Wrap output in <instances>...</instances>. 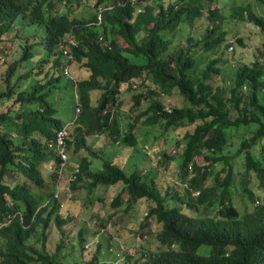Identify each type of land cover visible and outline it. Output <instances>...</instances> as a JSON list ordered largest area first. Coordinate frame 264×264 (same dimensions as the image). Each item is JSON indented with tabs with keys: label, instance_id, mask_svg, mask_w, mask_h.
Returning a JSON list of instances; mask_svg holds the SVG:
<instances>
[{
	"label": "trees",
	"instance_id": "16d2710c",
	"mask_svg": "<svg viewBox=\"0 0 264 264\" xmlns=\"http://www.w3.org/2000/svg\"><path fill=\"white\" fill-rule=\"evenodd\" d=\"M89 1L0 0V65L5 64L0 76V264H59L66 254L61 253L66 246L63 203L57 197L63 191H42L41 171L46 161L55 187L59 159L48 144L64 125L56 116V93L67 92L59 84L64 76L72 81L77 109L66 144L67 153L78 157V170L68 187L93 193L117 185L111 215L132 214L146 204L131 229L127 263L264 264V42L251 62L239 61L235 70L229 68L228 80L215 84L227 48L246 46L247 39L237 34L216 49L226 31H216L224 16L210 9L214 0ZM255 2L264 5V0ZM231 9L234 19L254 20L264 29V18L249 6ZM205 11L208 27L182 42L179 25H192ZM23 26L32 29L22 35ZM17 40L18 56L7 62ZM198 44L216 56L199 60ZM21 63L24 73L17 70ZM30 76L36 80L25 87L21 82ZM94 91H99L96 99ZM174 91L183 105L168 108L160 97ZM123 92L128 94L120 98ZM140 126L167 131L164 143L154 136L159 145L152 155L145 152L152 169L126 173L114 151L110 155L95 149L104 144L94 148L87 142L99 135L101 143L118 144V151L134 147ZM93 158H102L99 167H91ZM51 222L60 230L52 252L45 248ZM109 223L100 222L106 237ZM38 227L40 246L37 240L29 243ZM151 232L158 248L140 247ZM99 246L84 263L69 259L67 264H114Z\"/></svg>",
	"mask_w": 264,
	"mask_h": 264
},
{
	"label": "rangeland",
	"instance_id": "374dc122",
	"mask_svg": "<svg viewBox=\"0 0 264 264\" xmlns=\"http://www.w3.org/2000/svg\"><path fill=\"white\" fill-rule=\"evenodd\" d=\"M94 2L95 0H90L88 3L92 4ZM234 4H237L238 6H241L242 4L245 6H249L254 14H259L264 18V5L262 3H256L255 0H214L210 4V9L214 7L219 11V14H221L222 17L224 16L220 27H218L216 31L218 33L225 29V40L216 49H220L222 46L227 44L228 41L233 40V36L237 34L243 35L247 39L246 46L242 47L234 43L233 51L227 48V52H225V55L223 56L226 61L223 67V72H221L220 75H217L215 84L221 85V83H223V78L228 80V77L230 76L229 68L234 67L235 70L236 67L239 66V61H241L240 63L251 62L255 57L254 49L259 47L264 42V29L260 24H257L254 20H236L237 18L234 19L233 17H231L233 13L231 7ZM230 17L233 19V21L229 19ZM208 21L209 19H207L205 11L201 17L194 20L192 25L189 26L186 24H180L178 30V38H181V41L184 42L186 38L190 36L198 37L199 34L203 33L206 27H208ZM19 29L22 35H26L28 34L27 32H29L32 28L23 26L19 27ZM40 31H42V29ZM19 44L20 41L17 40L13 46V53L9 54L6 58L7 62L12 61V59L18 56ZM201 45L202 44H198V46L196 47V52H194V54H196V58H199V60H201L209 55L213 57L216 56L213 54V50L211 52L203 51ZM219 54L220 53H217V55ZM130 59L136 62L135 57H131ZM71 67L73 69H77L78 65L77 63L73 62ZM4 68L5 64H1L0 76L3 74ZM26 69L27 67L23 63H21L17 70L19 73H24ZM70 76L71 74L69 73V78ZM14 78L15 77H13V79ZM34 80H36L35 76H30L25 80H22L21 84H24L25 87H29L34 82ZM60 81L61 82H59V84L61 83V86L65 87L63 88V90H66L67 92L63 94V97L60 94L56 93L59 109L56 116L63 123L68 124L73 121L76 112L74 101L71 98L74 87H72V81L65 76L62 77ZM224 82L228 83L227 81ZM3 89V84H0V91H3ZM123 93V96L121 95L120 98H123L128 94L127 92ZM93 95L96 99V97H98L99 95V91H94ZM161 98L162 102L168 108L183 105L182 96H180V94H178L176 91H174V93L170 96L162 95L160 99ZM123 101L124 102L122 104V107L123 109H127L130 105V101L129 99H125ZM8 103L9 101H5L3 105ZM121 116H123L122 119L126 121L124 114H122ZM155 135L160 138V142L161 140H163L164 143L167 131H165V134H161L155 126L154 128H152L151 126H140L137 131L138 141L136 146L124 147V149H121L120 151H118L116 147L118 146V144H111L107 139H105L104 142L101 143L102 136L99 135L88 137L87 141L89 142V144H93L94 148L104 144V146L95 148L103 151L104 153L112 155L113 153L109 151H114L116 153L114 160L122 168H124V171L126 173H131L135 170V168L138 170L152 169L151 167L153 166V163L151 162L150 157L145 154L148 153L152 155V151L159 145V143L155 141ZM103 137L106 138V135L103 134ZM232 141L234 143L237 142V138L235 137ZM108 144H110V146H108ZM82 154L83 151L80 153V155ZM110 155L105 156L106 158H108L111 157ZM143 156L146 158L144 159ZM77 159V155H72L70 152L68 165L60 175L58 174L59 176L56 181L55 187H53L54 182L50 177L53 172H51L48 163L44 161L41 167L42 175L44 176L45 180L44 188L42 189V191L48 192L53 189L57 190V188H60V190L63 191L59 194L58 198L60 202L63 203L62 215L65 216V218H62L65 219V223H63L62 225L64 226V228H62V230H64L66 246L64 244L61 253H64L65 251L66 254L64 253L62 255L63 258L60 257L59 264H67L66 261L69 259L70 261H81V263H84L90 251L92 249H95L98 246V243H100L99 247L101 249V255H107L106 259L108 261L114 262V264H130L127 263V259L131 252L129 253L128 251H133L132 246L134 243L132 236H130L132 233L131 229H133L136 223L142 219L144 212L146 211V204H139V209L137 211L135 210L132 214H130V210H121L120 212L111 215L110 213L112 212V209L109 205V202L118 191L117 185L110 186L106 192L101 189V187H98L94 190L93 193H88L86 189L83 188L72 189L70 188V186L68 187V179L69 177H71L70 173L73 169V165L75 164V160ZM101 159L102 158H93L91 167H99L102 163ZM139 159L140 161L138 162ZM167 170L169 176H172V170ZM7 180L9 181L10 179L7 178ZM177 181H179V179H177ZM246 201L247 199H245V202ZM236 204L237 206H239V208H241V202H238ZM102 220L104 222L111 221V225L107 228L106 231L107 235H109L110 237H106L103 233H101L102 228L100 222ZM49 225L51 226L48 227L46 232L47 239L45 241V248L48 251L52 252L56 248L60 230L57 225L52 222L49 223ZM40 229V227L37 228L36 235L32 237L29 243L37 240L35 239V237H40ZM151 233V235L147 233V236L142 239L140 247L151 249L158 248V244L155 241L153 232ZM37 241V245L40 246L39 243L41 242V239ZM87 243H89V248H85V245ZM124 255H126V257Z\"/></svg>",
	"mask_w": 264,
	"mask_h": 264
},
{
	"label": "clouds",
	"instance_id": "9594fccd",
	"mask_svg": "<svg viewBox=\"0 0 264 264\" xmlns=\"http://www.w3.org/2000/svg\"><path fill=\"white\" fill-rule=\"evenodd\" d=\"M76 108V107H75ZM76 111H77V109H76ZM76 113V112H75ZM70 124L71 123H64V125L60 128V129H62V128H65L66 130V135L64 136V143H65V153H66V160H65V162H64V165L60 168V163H61V159H60V156L58 155V153H57V151H56V149H55V147H54V143H55V138H56V134H57V132L60 130V129H58L57 130V132L55 133V137H54V141L51 143H49L48 144V146H50V148H52L53 149V151L55 152V153H57V155H58V159H59V165H58V168H57V176H59L63 171H64V169L66 168V166L68 165V161H69V154L67 153V144H66V137L67 136H69V126H70ZM88 142V141H87ZM89 143V142H88ZM76 170H78L77 169V167H76V165L74 164L73 165V169L71 170V173L73 172V171H76ZM71 173H70V175H71ZM59 174V175H58ZM69 179H70V177H69ZM68 179V180H69ZM60 191V188H57V190H56V193H55V195L58 193ZM57 197H59V195L57 196ZM59 199V198H58ZM62 203V202H61ZM3 220V222H6V221H10V218L8 217V218H3L2 219ZM0 223H1V220H0ZM111 224L109 223L107 226L109 227ZM89 247V243H87L86 245H85V248H88Z\"/></svg>",
	"mask_w": 264,
	"mask_h": 264
},
{
	"label": "built area",
	"instance_id": "2783aa9c",
	"mask_svg": "<svg viewBox=\"0 0 264 264\" xmlns=\"http://www.w3.org/2000/svg\"><path fill=\"white\" fill-rule=\"evenodd\" d=\"M65 130H66L65 128H62L57 132L54 143V147L61 159L60 168L64 165V162L66 160L65 143H64V136L66 135ZM0 225H2V223H0Z\"/></svg>",
	"mask_w": 264,
	"mask_h": 264
}]
</instances>
